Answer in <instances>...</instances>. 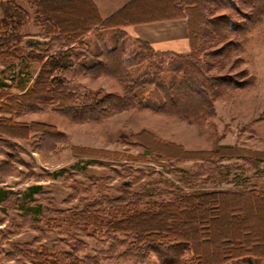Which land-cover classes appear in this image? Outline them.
<instances>
[{
  "label": "rangeland",
  "instance_id": "1",
  "mask_svg": "<svg viewBox=\"0 0 264 264\" xmlns=\"http://www.w3.org/2000/svg\"><path fill=\"white\" fill-rule=\"evenodd\" d=\"M43 2L47 14L67 30L76 31L93 15L86 0ZM16 3L29 12V23L22 27L20 36L16 34L19 40L11 43L14 47L19 44L25 56L58 55V49L69 44L53 36L43 37L33 23L32 8L22 0ZM168 3L145 0L139 4L147 13ZM240 9L241 14L245 12ZM221 13L241 23L231 9ZM246 33L241 53L228 58L222 52L214 55L221 46L200 51L202 62L208 63L202 68L208 77L232 76L238 88L212 100L213 115L194 120L137 105L109 111V94H123L124 85L104 70L86 71L78 64L93 59L97 45L109 48V30L87 36L82 41L86 46L72 52L75 64L55 71L52 82L46 79L50 90L42 95L34 91L43 85L38 76L46 60L32 61L22 74L17 64L0 63V93L18 96L34 90L32 100L49 102L51 89L63 90L76 101L79 113L89 106L101 111L99 116H73L62 106L44 104L30 105L19 113L0 110V117L31 127L26 139L0 135V264H67L64 255L83 264H137L116 254L127 250L134 240L131 235H109V221L119 216L109 209V201L125 199L136 202L132 209L144 210L177 195L200 191L264 192V23ZM51 43L55 45L47 52ZM30 187L40 190L26 199L24 194ZM243 210L246 218L239 230L241 236L252 230L253 239L263 240L264 204L247 202ZM219 213L225 214L226 233L217 237L218 246L223 248L222 242L235 224L229 220L227 201H222ZM199 215L200 219L205 217ZM215 215L211 212L206 219L213 221ZM200 222L189 225L197 229ZM112 238L124 245L115 244L110 250ZM212 249L213 245H208L203 251L209 254ZM183 258L192 264L189 251ZM159 262V257L150 253L141 264Z\"/></svg>",
  "mask_w": 264,
  "mask_h": 264
},
{
  "label": "trees",
  "instance_id": "2",
  "mask_svg": "<svg viewBox=\"0 0 264 264\" xmlns=\"http://www.w3.org/2000/svg\"><path fill=\"white\" fill-rule=\"evenodd\" d=\"M22 1L32 8L33 23L41 31V34L65 40L69 43L67 46L76 43L79 46L83 45L82 41L94 29V26L99 25L98 30L92 31L98 33L113 23L112 21L102 22L97 16L95 17L93 6L88 2L89 0H86L88 9L93 15L86 20L84 26L79 27L76 31H71L63 28L57 20L47 14L44 0ZM185 1L184 4L182 0L183 3L180 5L187 6L184 14L187 16L188 34L191 42V50L187 55L154 52L146 43L131 39L115 29L117 31L109 34V48L105 46L103 49L101 44L96 46L95 52L92 53L93 59L96 60L91 59L88 63H78L86 71L104 70V73H109V76L124 85L123 94H109V111H121L137 105L136 107L141 109L194 120L208 114L213 115L212 100L216 96L238 88V83L232 76L228 75L218 79L208 77L202 70L208 63L202 62L200 51L205 52L214 46H221L213 52L214 55L217 54L216 52H222L223 57L228 58L230 54L241 53L243 50L242 41H245L246 32L252 26L264 23V0ZM48 7L50 8V6ZM240 7L245 11L242 14L239 11ZM227 8L240 16L241 19L238 21L241 23H237L230 16L221 13ZM0 10L2 12L0 18V63L11 61L9 66L17 64L20 67L19 73L22 74L23 70L27 73L28 64L32 61L41 63L46 60L43 62L38 76V83L43 85L40 90L32 91L34 93L38 91L37 93L40 95L49 92L46 79H50L57 70L73 66L75 62L71 61V55L72 52H78L79 46L76 49L61 50L67 47L64 44L58 55L56 53L47 57H32V54L27 53L25 56L21 46L18 44L17 47H14L11 42L19 40L22 27L29 23V12L21 8L16 0L3 1L0 4ZM178 10L180 11V6ZM147 13L139 12L142 15ZM139 14L138 16H140ZM17 33L19 36L16 35ZM54 45L51 43L50 48L47 47L46 51L48 52ZM16 52L18 53L14 56ZM207 55V57L211 56L209 53ZM103 57H105L106 63L103 62ZM68 58L69 61L63 62ZM113 63H115L114 66ZM53 80L55 79H50V82ZM51 90L52 92L48 94L49 102H45V99L32 100L30 98L31 90L18 96L0 93V110L19 113L30 105L44 104L62 106L73 116H81V114L82 116H91L94 113L99 116L101 114L100 110H96L92 106L84 109L83 113H79L75 107L76 101L73 102L71 98H68L63 90L58 92L54 89ZM30 129V126L16 123L9 117H0V135H14L15 138L26 139ZM137 141L140 142V140ZM157 153L161 154L162 152ZM250 155L255 159L258 158L252 153ZM162 156H167V154H162ZM206 160L207 158H204L203 161ZM39 190L40 187H30L24 196L26 199H31ZM124 200L109 201V209L119 216L109 221V226H107L109 235L132 236L133 245L123 252L116 253L125 256L127 260L141 264L148 258V254L153 253L159 257V264H186V259L183 256L185 251H189L192 264H264V239L262 240V237L253 239L252 230H248V233L242 236L239 231L240 227L243 228L246 218L243 210L244 203L264 204V192L255 189L200 191L184 196L177 195L175 198L159 203L156 207L144 210L132 209L136 202H125ZM222 201H227L230 206L229 220L235 224L234 231L231 229L228 239L222 242L223 248L217 244L219 240L217 237L221 232L226 233L222 219H225V214L219 213ZM211 212L216 214L213 221L206 219ZM198 213L205 217L200 219ZM195 220L202 221L199 223L200 225L196 226L197 229L189 225L191 221L195 222ZM239 234L240 239H238ZM112 242L110 250L115 244L121 247L124 245L116 238H112ZM208 245H213L214 248L209 254L203 251ZM64 256L66 260L68 259L67 264H83L77 258L69 255Z\"/></svg>",
  "mask_w": 264,
  "mask_h": 264
},
{
  "label": "crops",
  "instance_id": "3",
  "mask_svg": "<svg viewBox=\"0 0 264 264\" xmlns=\"http://www.w3.org/2000/svg\"><path fill=\"white\" fill-rule=\"evenodd\" d=\"M144 1L145 0H89L88 2L93 6V14L95 17L97 16L102 22H113L110 25L112 28L105 27L102 29L104 31L109 30V34L117 31L115 29H118L127 37L146 43L154 52L187 55L191 50L187 16L184 14L187 6L184 7L185 5H183L182 7L180 5V3L183 2L185 4L186 1L183 0L182 2V0H180L179 2V0H169V5L163 7H170V11L167 12L166 15L160 17L147 18L135 22L128 20L127 18L129 16H138L139 12H144V10H141L143 9L142 5L139 4L140 2L144 3ZM136 6L137 8L135 10L134 8ZM179 6L180 11L178 10ZM98 27L99 25L97 24L92 31L96 30ZM92 31L87 35L88 37L95 33ZM42 36L47 37L46 35ZM78 46L77 43L70 44V46L61 50L76 49Z\"/></svg>",
  "mask_w": 264,
  "mask_h": 264
},
{
  "label": "bare ground",
  "instance_id": "4",
  "mask_svg": "<svg viewBox=\"0 0 264 264\" xmlns=\"http://www.w3.org/2000/svg\"><path fill=\"white\" fill-rule=\"evenodd\" d=\"M169 11H170V8L163 7L162 9L155 10L154 13H149V14L147 13L145 15L139 14L140 16L131 15V16L128 17V20L135 22L137 20H143V19L153 18V17H160V16H163V15H166V13L169 12Z\"/></svg>",
  "mask_w": 264,
  "mask_h": 264
}]
</instances>
